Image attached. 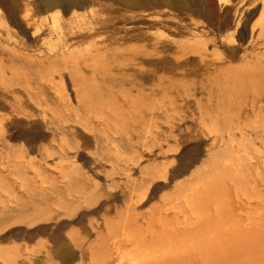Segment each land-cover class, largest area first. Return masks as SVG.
<instances>
[{
  "label": "bare ground",
  "instance_id": "1",
  "mask_svg": "<svg viewBox=\"0 0 264 264\" xmlns=\"http://www.w3.org/2000/svg\"><path fill=\"white\" fill-rule=\"evenodd\" d=\"M121 2L128 4V0H121ZM75 5L79 7L77 3ZM55 8H62V6L60 3L50 2L45 10L53 11ZM41 11V9L36 10L37 13ZM59 17L58 13L52 18L54 25L59 24ZM77 22L79 30L72 26L55 28L59 42L52 46L50 52L46 53L45 59L22 60L29 68H44L45 62L49 64V67L45 66L42 74H37L36 70L35 73L23 71L25 72L22 76L23 85L22 80L8 85L3 83V88L8 93H12L13 100L10 99L14 102L10 108L11 115L5 113V115H0V130L3 132L0 134L8 135L6 139L14 137L22 141L19 157L22 161L26 159L23 163L27 173L31 172L35 178L52 173L64 189L69 186L70 179L75 181V185L78 184L80 176L78 165L70 160L72 155H77L81 159L83 148L82 144L72 137L66 139V136H72L74 133L70 123L86 128L84 132L95 142V150L88 149L89 152L86 151L84 154L90 160V167H87L95 174L102 171L100 162L108 156V152H119L113 141L116 135L127 134L129 137L138 138L139 142L136 147L139 160L145 154L149 155L147 153L152 154L153 152L156 155L162 153L158 149L161 150L163 143L175 137L173 129L162 130L164 127L162 120L167 112L162 98L164 82L160 76L159 79L157 78L158 84L154 85V92L152 91L155 97L152 102H149L150 99L146 97L142 99L143 102L138 98L139 101H137L135 97L136 103L135 100H131L134 98V96L130 97L131 94L125 98L124 104L126 103L130 112L126 117L135 124L131 122L129 128H124L125 115L120 112L121 108L116 107L118 97L116 98L115 91L109 89L110 97L104 100L98 93L99 90L89 84V81L95 82V78L90 76L89 79L84 75L88 71V60L93 52L91 48L71 50V46L79 42L76 39H82L85 42L92 40L95 42L92 47L99 44L98 42L102 41L97 39L99 29L106 26L108 21L93 13L91 23L95 22L101 28H94L91 32H86L81 28L87 24V17L84 16ZM98 49L99 47H95L96 51ZM137 53L144 55V52ZM137 53H131L128 49L122 55L134 60L140 55L135 57ZM252 59L254 62L248 64L247 73L245 72L246 64L243 66L244 70L242 68L241 70H228L235 73L238 79H210L209 84L201 87L202 90L208 92L210 98L199 104L198 113L192 116L202 135L207 138L212 137V142L208 147L212 150L220 149L210 156L207 162L208 169L198 172V177L206 178L213 172L219 171L221 177L228 178L230 183L226 186L224 193L225 201L213 204L212 200L217 198L213 196L214 193L211 194V191L206 188L199 191V187L197 188L194 182H190L176 184V190L169 198L163 199V204L148 206L155 194L146 185L148 181L154 182L157 178L168 176H172L175 180L174 176L181 174L184 176L183 173L187 172L190 164L182 154L178 155L176 160L169 163L160 173L152 174L150 179L141 178L139 182L132 181L128 189L123 188L122 193H109L106 189L108 193L106 198L100 194L87 197L80 191L73 193L65 190L62 194L57 190H52L45 198L47 202H51V205L31 218V221L47 222L42 224L41 228L47 232L48 238L38 250L30 248L27 244L19 246L16 256L21 258V263L193 264L197 259L195 238L199 236H204L203 238H264V116L261 115L264 112V52L253 55ZM69 67L73 68L74 72H70L69 77H66L64 74L68 73L64 71ZM127 73L130 74V71ZM55 77H58L59 81ZM64 77L67 79V85L64 84L66 81L63 80ZM243 80L246 82L244 83ZM20 87L25 88V92L22 88L19 89ZM68 87L73 92L76 107L69 98ZM18 94H24L25 97L22 98L24 95L21 97ZM135 103L140 104L136 107ZM6 107L8 108L7 105ZM135 113L138 114V121L134 119ZM19 114L31 121H28L26 125H20L22 120H19ZM251 119L254 125L244 123V120ZM215 122H219L222 127L212 129V131L207 128L210 125L216 126ZM148 127L156 129L151 138L148 136ZM236 135H239L240 139H234ZM129 144H131L130 138L120 146L126 149ZM206 147L205 145V150ZM19 151L17 150L18 155ZM34 153L45 161H52L57 156L58 161H55L56 164L51 167L40 164L38 168H35L33 166L35 160L32 161L33 158H30ZM187 157L192 159L193 152L188 153ZM229 158L237 160V165H228L229 167L220 170ZM84 159L81 160L84 161ZM81 164L84 165L82 162ZM162 164L165 166V163ZM136 168V161L125 162L123 168L118 170V174L130 177L132 172L136 173L138 170ZM156 185L159 186V184ZM49 190L50 188L46 189V191ZM100 193L104 194V192ZM118 201L123 203L125 209L123 213L116 210L114 203ZM146 204L149 208L138 213L137 209ZM243 220L246 221V227L236 225ZM73 224L78 225L79 229L68 231L67 228Z\"/></svg>",
  "mask_w": 264,
  "mask_h": 264
},
{
  "label": "rangeland",
  "instance_id": "2",
  "mask_svg": "<svg viewBox=\"0 0 264 264\" xmlns=\"http://www.w3.org/2000/svg\"><path fill=\"white\" fill-rule=\"evenodd\" d=\"M50 2L60 3L63 9L45 10ZM76 3L79 7H76ZM32 9L38 16L35 17L36 14H33ZM40 9L43 14L36 12ZM58 13L60 14L59 24L54 25L52 18ZM93 13L106 18L108 21L106 26L101 28L95 22L91 23ZM84 16L87 17V24L81 27L82 30L91 32L94 28L100 27L97 39L102 40V43L98 42L99 44L95 46L99 47V51L92 47L95 43L92 40L85 42L82 39H76L79 42L71 46V50L91 48L93 51L88 60V71L84 74L89 79L90 76L95 78V82L89 81V84L99 90L98 93L104 100L110 97L109 89L115 91L116 98L118 97L116 107L121 108L120 112L125 115L124 128H129V123L132 121L126 117L130 112L126 103L124 104L125 98L131 94L130 97L134 96L131 98L133 101L136 97V100L138 98L143 102L142 99L146 97L150 99L149 102H152L155 99L154 85L161 77L164 82H162L164 85L162 98L167 112L162 120L164 126L162 130L173 129L175 137L163 143L161 150L158 149L162 153L158 155L153 152L147 153L149 155L145 154L139 160L136 147L138 138L129 137L127 134H119L120 137L113 136L119 152H108V156L100 162L102 171L95 174L89 169L90 160L84 155L86 151L89 152L88 149L95 150V142L84 132L86 128L70 123L74 133L72 136H66V139L72 137L82 144L84 152L81 150L80 158L85 159L82 161V158L72 155L70 161L78 165L79 181L75 185V181L70 179L69 186L64 189L52 173L43 174L37 178L31 172L27 173L24 159L22 161L19 157L22 141L14 137H8V140L6 139L8 135L3 134L4 138L0 130V264L10 262L22 264L21 258L16 256L19 246L27 244L30 248L38 250L42 247V243L46 242L47 232L41 228V225L47 222H35L31 221V218L51 205V202H47L45 198L52 190L62 194L65 190L73 193L80 191L87 197L100 194L106 198L107 192L122 193L123 188L128 189L132 181L139 182L141 178L150 179L152 174L160 173L182 154L190 164L187 172L183 173L184 176L182 174L174 176L177 178L175 180L170 176L173 181L169 176V178H157L154 182L159 184L160 188L154 182L148 181L146 185L155 193L148 206L163 204V199L169 198L176 190V184L190 182H194L195 186L199 187V191L206 188L211 191V194L214 193L213 196L217 198L212 200L213 204L226 199L224 193L226 186L230 183L228 178L221 177L219 171L213 172L206 178L198 177V172L208 169L207 162L210 156L220 149L212 150L208 147L212 137L207 138L202 135L192 116L198 113L199 104L210 98L208 92L201 87L209 84L210 79H238L235 73L228 70H241V68L244 70L246 67L247 73L248 64L254 62L252 56L264 52V33H262L264 32V0H128V4H124L121 0H0V115L4 113L11 115L10 108L14 102L10 99L13 97L12 93H8L3 88V83L8 85L22 80L23 85L22 76L25 73L23 71L35 73L36 70L37 74H42L45 66L49 67V64L45 62L44 68H29L22 60L45 59L46 53L59 42L55 28L72 26L79 30L77 20H82ZM47 18L48 21H46ZM128 49L135 54L144 52V55L137 53L135 57L140 55L137 58L134 57V60L126 58L122 53ZM72 70L71 67L67 68L64 73L67 71L68 74L64 76L69 77V73L74 72ZM128 70L130 74L127 73ZM66 77L63 78L64 81L66 80L65 85H67ZM55 78L59 81L58 77ZM243 82L245 83L246 80ZM22 89L25 92V88ZM70 90L68 87L67 93L73 106L76 107L73 92ZM20 95L22 97L24 94ZM24 97L25 95L22 98ZM136 103L135 106L138 107L140 103ZM80 114H82L81 111ZM135 115L134 119L138 121V114L135 113ZM261 115L264 116V112ZM18 116L19 120H22L20 125H26L28 121H31L21 114ZM18 116H15L16 119ZM251 120H244V123L254 125ZM132 124L135 123L132 122ZM215 125L207 126V128L212 131L222 127L219 122H215ZM148 131V136L151 138L156 129L148 127ZM128 138L131 139V144L123 149L120 145H123ZM234 139H240L239 135H236ZM205 145L208 147L206 150ZM84 146H87V149ZM190 152H193L192 159L187 157ZM32 155L30 158H33L32 161L35 160L33 163L35 168H38L40 164L51 167L56 164L55 161H58L57 156L52 161H45L35 153ZM132 161L137 162L136 173L132 172L130 177L119 175L118 170L123 168L125 162ZM81 162L84 165L87 164L86 168ZM162 163H165V166ZM236 163H238L237 160L229 158L220 170L235 166ZM101 166H99L100 170ZM164 184L167 186H162ZM47 188L50 190L46 191ZM114 205L118 212L125 211L121 201L115 202ZM146 206L147 204L139 207L137 212L145 211L149 208ZM236 225L246 227L247 224L243 220ZM67 229L76 231L79 226L73 224ZM203 237L195 238L197 259L193 264H264V238Z\"/></svg>",
  "mask_w": 264,
  "mask_h": 264
}]
</instances>
